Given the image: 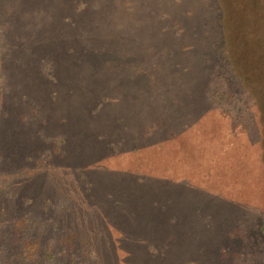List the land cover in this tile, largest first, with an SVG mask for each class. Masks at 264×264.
Instances as JSON below:
<instances>
[{
	"label": "rangeland",
	"instance_id": "374dc122",
	"mask_svg": "<svg viewBox=\"0 0 264 264\" xmlns=\"http://www.w3.org/2000/svg\"><path fill=\"white\" fill-rule=\"evenodd\" d=\"M242 63L264 0H0V264H264Z\"/></svg>",
	"mask_w": 264,
	"mask_h": 264
},
{
	"label": "trees",
	"instance_id": "16d2710c",
	"mask_svg": "<svg viewBox=\"0 0 264 264\" xmlns=\"http://www.w3.org/2000/svg\"><path fill=\"white\" fill-rule=\"evenodd\" d=\"M243 23H245V21ZM238 72L243 75L246 82H248L255 90L264 91V64L262 68L256 69L254 66L249 67L247 64L242 63Z\"/></svg>",
	"mask_w": 264,
	"mask_h": 264
}]
</instances>
